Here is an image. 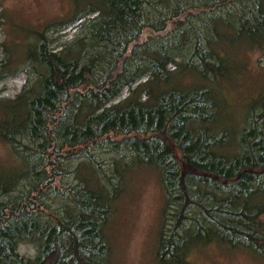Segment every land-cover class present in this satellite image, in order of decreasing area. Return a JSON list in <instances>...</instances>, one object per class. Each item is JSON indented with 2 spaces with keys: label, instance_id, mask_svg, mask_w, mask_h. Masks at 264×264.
<instances>
[{
  "label": "rangeland",
  "instance_id": "rangeland-1",
  "mask_svg": "<svg viewBox=\"0 0 264 264\" xmlns=\"http://www.w3.org/2000/svg\"><path fill=\"white\" fill-rule=\"evenodd\" d=\"M226 1L147 0L141 19L124 13L132 27L116 36L104 32L119 16L112 0H0V99L9 106L5 119L0 114V182L10 181L0 190V207L20 205L10 222L22 228L12 254L27 264L68 256L70 232L58 238L61 251L48 242L58 231L56 218L77 210L70 195L83 204L98 192L105 197L97 241L88 245L83 237L79 251L86 264H157L153 236L163 206L190 201L185 226L193 231L213 224L199 204L264 199V157H257L264 149V0ZM42 48L69 71L70 84H88L55 86L49 99L53 70ZM20 98L25 105L13 113ZM185 98L192 102L183 130L195 142L207 138L205 156L213 162L222 156V163L202 165L177 122L163 116ZM107 110L120 118L141 111L154 123L119 126L118 118L88 127ZM152 147L158 152L149 153ZM191 157L220 180L203 174L182 180L180 166ZM251 165L262 172L231 184ZM238 184L244 189L233 192ZM217 220L244 226L228 215ZM96 243L104 246L101 256L85 250ZM191 264L264 262L211 246L194 252Z\"/></svg>",
  "mask_w": 264,
  "mask_h": 264
},
{
  "label": "trees",
  "instance_id": "trees-1",
  "mask_svg": "<svg viewBox=\"0 0 264 264\" xmlns=\"http://www.w3.org/2000/svg\"><path fill=\"white\" fill-rule=\"evenodd\" d=\"M145 1L147 0H112V2H110V5L113 7L114 11L116 9V11L119 12V16L117 15L118 18L116 20H109L105 23L108 24L109 28L106 31L104 30V32L119 36L123 31L126 32L127 30H130L132 27L131 17H127V14L124 13L129 12L136 14L138 15V18L141 19V16L143 15L141 11L145 4ZM234 2L239 1L227 0L225 3L231 4ZM122 13L124 14L123 17ZM69 17L70 15L67 18ZM121 24L122 26L125 25L126 27H122ZM121 27L122 29L120 30ZM42 51L45 52V56L50 62L53 70L52 82L54 86H47L50 89V92L48 93L49 99H51L54 95V92L52 90L53 88L55 89V86L60 85L65 86L70 90H77L78 88H80V85L86 86L88 84L86 81H82L81 83L76 85L70 84V82L68 81L69 71L62 67L60 62H58L57 60V56L51 53V51L48 49L42 48ZM31 56L34 55L31 54ZM74 63L76 64H74L73 66L78 68L79 63L77 61H75ZM261 91L262 90H258V94ZM52 99L55 100V98ZM188 99L189 98H185L181 102H179L178 107H176L174 111L170 109V107H168V109H165L162 112L163 116L168 118L170 116L172 118V123L173 121L177 122V124H175V128H179L176 130V132H178L179 135H183L182 137H184V140L187 141L188 146H192L194 152L192 153L193 155L202 157V159L204 160H201L202 165L210 164L207 162H211L214 164L222 163L221 160H224L222 156L219 157V159L215 162L208 160V158L205 156L204 149L206 150L207 147L203 148V144L205 143L204 140L208 141L207 138L205 139L204 137H201V139L196 140L195 142L193 138L197 136L191 137V131L186 130V128H184L183 130V125L188 118V116L186 117L185 112L187 111L185 110L190 109L191 106H189V103L192 102ZM23 104L25 105V101L21 100L20 98L17 101L16 107L13 108V113L16 112V109L23 107ZM138 105L144 108V111H142L144 113L147 105L143 104V102L138 103ZM7 108H9L7 101L0 99V114L3 119L8 116ZM34 111H36L38 116L36 119H34V123H39V121L43 117L41 114L42 110L40 109V107H36L34 108ZM44 111L49 114L47 108H45ZM142 112L138 111V113H136L135 111H133L129 114L127 111H125L124 114H121L120 118L118 117L120 115L112 114V111L107 110L100 115L101 117L96 116L99 118H93L88 127H90L91 125L93 129H101L107 127L103 126L104 122L106 123V121L116 120L118 118H120V120L118 119L119 126H125V124L136 126L144 125L142 124L143 120L147 121L148 125H152L154 123L152 120H146V118H142ZM201 118L204 120L207 119L206 116H201ZM169 122L170 121L168 120L165 123L169 125L171 124V122ZM152 149L153 150H151L149 153H151L152 151L158 152L159 148L152 147ZM259 149L261 150L257 157H260L261 155L262 157H264V149ZM75 150L76 149L70 150L69 152ZM140 153L143 154V152ZM72 154L74 153L72 152ZM162 156H165V161L168 160L166 158V156L169 157L168 154L163 153L161 157ZM249 156L251 155L249 154ZM161 157L159 158V160L161 159ZM259 172L262 171L259 170L256 165H251L241 173L237 180H233L231 184H235L236 181L240 183L244 176H247L250 173ZM189 174H203L205 176H210L212 178L220 180L217 175L210 173L208 169H204V166H197L196 162H194L193 157L187 159L180 166L181 179H184ZM8 182L10 181L4 182V184L0 182L2 184H0L1 191L9 189L10 185ZM240 185L241 184L235 185L232 191L239 192L240 190L244 189L245 185ZM95 194L96 195L92 199L88 196V199L86 198L87 202L85 204H83L77 198H75L74 201L72 195L68 196V198H70L69 200L73 201V203H75V205L77 206V210H75V213H73L67 219H61L58 217L56 218L55 223L58 227V231L56 232V234H52L57 237L51 235L52 239L49 240L48 243L51 247H53L54 250L61 251V246L58 243V238L59 236H61V233L68 234L70 232L74 239L73 246L71 247L70 252L68 251L69 253L67 257L62 260L60 254V258L57 259L56 262L52 261L50 264H86L79 255V251L83 246V237L88 241V245L90 243H94L95 240L97 241L98 234L96 218L99 217V215L103 211V208L106 206V203L102 204V200H105V197H102L103 194L101 192ZM218 201L222 202L221 200ZM190 203V201L185 202L183 205H180L179 207H176L174 209H169L167 208V206H163L161 208L160 214L157 219V225L154 228L155 231L153 236L154 241L152 252L154 261L157 264H191V256L194 252L199 249H205L211 246H216L222 251L225 250L230 252H244L253 260L264 262V199H257L252 202H249L247 200H241L235 203L224 202L223 204L216 206L199 204L202 210L205 212V215L212 221L213 224H211L212 226L199 225L198 228L193 231L189 230L185 226V221L187 219L185 210ZM19 206L20 205L15 206V204H13L3 208L0 207V257H5L7 260V262L0 261V264H27L11 253V248L14 240L20 238L22 234V228L19 226L20 223H17V225H12L10 222L12 220L10 218L15 214V212H19ZM227 215L231 216L244 226H236V224L232 225L228 223H218L217 216ZM85 250L93 251L92 253L97 252L98 254H100V256L104 254V246L99 247L97 243L95 244V246L91 247V250L87 247H85Z\"/></svg>",
  "mask_w": 264,
  "mask_h": 264
}]
</instances>
